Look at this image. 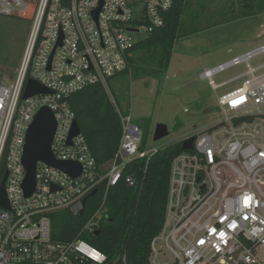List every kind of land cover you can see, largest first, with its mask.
Returning <instances> with one entry per match:
<instances>
[{
  "label": "built area",
  "instance_id": "built-area-1",
  "mask_svg": "<svg viewBox=\"0 0 264 264\" xmlns=\"http://www.w3.org/2000/svg\"><path fill=\"white\" fill-rule=\"evenodd\" d=\"M138 1L39 0L18 75L10 85L0 84V167L7 168L10 204L9 210L0 208V264H109L86 240L54 241L51 215H81L88 199L106 185L101 206L84 228L94 231L106 214L110 188L123 179L129 187L137 185L134 175H124L127 165L148 162L162 151L143 148L141 127L120 109L122 138L109 164H97L82 133L71 138L77 120L66 99L91 85L106 87L123 72L136 43L131 35L146 37L162 28L164 12L173 4ZM29 8L28 0H0V15L21 17ZM263 55L264 45L201 73L215 92L248 80L218 97V121L179 141L195 139L193 149L172 162L165 223L151 242L149 264H264V63L252 67ZM239 66L246 71L215 83V76ZM29 80L49 93L24 99ZM43 108L57 121L54 157L78 163L82 172L74 177L38 162L36 189L27 197L26 138ZM244 117L251 120L235 122ZM111 264H128L127 258Z\"/></svg>",
  "mask_w": 264,
  "mask_h": 264
},
{
  "label": "trees",
  "instance_id": "trees-1",
  "mask_svg": "<svg viewBox=\"0 0 264 264\" xmlns=\"http://www.w3.org/2000/svg\"><path fill=\"white\" fill-rule=\"evenodd\" d=\"M133 5L138 0H129ZM29 11L17 19L12 29L0 31V59L11 30L29 27L37 10L39 0H28ZM188 0H173L170 9L164 12V26L143 40L135 43L130 50L127 68L118 76L134 73L137 77H156L165 73L170 65L173 50L182 30L183 16ZM264 9L251 10L257 15ZM191 33L186 36H190ZM66 102L74 112L92 155L99 166L112 162L118 152L122 138V124L118 109L102 84L88 86L70 95ZM251 120L244 117L236 123ZM135 122V121H134ZM136 123V122H135ZM137 124V123H136ZM142 129V128H141ZM146 146L143 140L142 147ZM181 142L169 144L150 161L135 160L127 165L124 175H134L137 185L129 187L123 179L110 188L106 199V214L94 231H84L89 219L101 206L106 185L99 187L96 195L90 197L83 213L73 215L60 211L51 215L52 238L56 242L67 243L83 239L96 247L109 259V264L126 256L128 264H149L151 242L163 229L170 187L171 166L174 158L182 153ZM7 172L6 165L0 167V184Z\"/></svg>",
  "mask_w": 264,
  "mask_h": 264
},
{
  "label": "rangeland",
  "instance_id": "rangeland-1",
  "mask_svg": "<svg viewBox=\"0 0 264 264\" xmlns=\"http://www.w3.org/2000/svg\"><path fill=\"white\" fill-rule=\"evenodd\" d=\"M252 9H264V0H188L168 70L156 77L126 73L108 82L111 100L129 111L142 128L148 151L154 147L164 150L169 144L205 131L220 119L218 97L241 87L248 78L215 92L200 75L264 45V11L253 16ZM13 17L0 15V31L13 28L17 23ZM32 29L33 23L28 28L11 30L0 59V84L10 85L16 79ZM131 38L137 42L145 36L133 34ZM263 63L264 55L254 59L252 67ZM245 71V66H239L215 76L214 81L222 84ZM158 124H165L169 135L155 141Z\"/></svg>",
  "mask_w": 264,
  "mask_h": 264
},
{
  "label": "water",
  "instance_id": "water-1",
  "mask_svg": "<svg viewBox=\"0 0 264 264\" xmlns=\"http://www.w3.org/2000/svg\"><path fill=\"white\" fill-rule=\"evenodd\" d=\"M96 11V17L98 16ZM49 91L36 83L29 80L26 85L24 99L31 98L37 94H48ZM57 128V121L51 109L43 108L36 115L31 124L27 138L25 151L23 156V165L26 169V177L23 184V189L27 197L31 196L36 189V167L38 162L47 163L65 172L71 176L78 177L81 172V166L76 162H62L58 161L52 152V144ZM81 129L77 121H75L71 138L80 135ZM169 135L168 127L165 124H158L154 134V140L159 141ZM194 138L187 139L183 142V150H192ZM8 179V172L5 173L0 184V208L10 209L8 195L6 191V182ZM95 192L92 193L94 195Z\"/></svg>",
  "mask_w": 264,
  "mask_h": 264
},
{
  "label": "crops",
  "instance_id": "crops-1",
  "mask_svg": "<svg viewBox=\"0 0 264 264\" xmlns=\"http://www.w3.org/2000/svg\"><path fill=\"white\" fill-rule=\"evenodd\" d=\"M131 115V114H130ZM132 116V115H131Z\"/></svg>",
  "mask_w": 264,
  "mask_h": 264
}]
</instances>
